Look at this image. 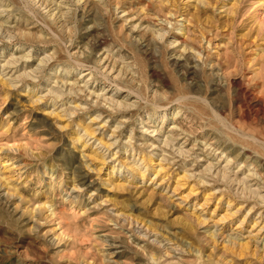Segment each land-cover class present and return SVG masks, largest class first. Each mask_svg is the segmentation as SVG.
I'll use <instances>...</instances> for the list:
<instances>
[{
  "label": "rangeland",
  "instance_id": "rangeland-1",
  "mask_svg": "<svg viewBox=\"0 0 264 264\" xmlns=\"http://www.w3.org/2000/svg\"><path fill=\"white\" fill-rule=\"evenodd\" d=\"M0 264H264V0H0Z\"/></svg>",
  "mask_w": 264,
  "mask_h": 264
},
{
  "label": "bare ground",
  "instance_id": "bare-ground-1",
  "mask_svg": "<svg viewBox=\"0 0 264 264\" xmlns=\"http://www.w3.org/2000/svg\"><path fill=\"white\" fill-rule=\"evenodd\" d=\"M86 83H87V82H86ZM60 90H61V89H60ZM54 95H55V94H54ZM57 97H59V96H57ZM107 101H108V100H107ZM82 131L85 132L86 130L83 129ZM77 144H78V143H77ZM109 147H111V145H110ZM146 162H147L146 160L142 159V163L145 164ZM148 162H149V161H148ZM146 165H147V164H145V166H144V169H145V170H146V168H147ZM140 175H141V174H140ZM119 185H120V184H119Z\"/></svg>",
  "mask_w": 264,
  "mask_h": 264
}]
</instances>
